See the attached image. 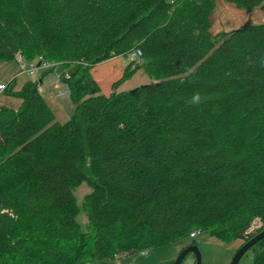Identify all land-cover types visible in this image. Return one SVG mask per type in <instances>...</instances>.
Returning <instances> with one entry per match:
<instances>
[{"label":"trees","instance_id":"trees-1","mask_svg":"<svg viewBox=\"0 0 264 264\" xmlns=\"http://www.w3.org/2000/svg\"><path fill=\"white\" fill-rule=\"evenodd\" d=\"M227 1L264 10V0ZM215 7L0 0V58L47 60L39 77L63 63L75 107L62 123L42 78L6 84L21 104L0 106V264H119L195 244L197 230L246 242L264 229V22L214 35ZM135 48L142 57L129 56L114 91L101 93L91 68ZM140 68L151 82L116 90ZM83 183L91 191L78 204ZM252 248V264H264V238Z\"/></svg>","mask_w":264,"mask_h":264},{"label":"rangeland","instance_id":"rangeland-1","mask_svg":"<svg viewBox=\"0 0 264 264\" xmlns=\"http://www.w3.org/2000/svg\"><path fill=\"white\" fill-rule=\"evenodd\" d=\"M217 8L218 4L216 2V7L213 11H215ZM217 12L218 10L216 11V13ZM24 63L28 65L26 61H24ZM64 69L65 67L63 63L59 62L55 64V67L49 74L45 76L40 75L41 77H39L40 72L38 73V80L42 78V83L39 84L41 93L56 114L57 120L62 123L70 118L75 108L71 99L70 89L68 85L61 80V75L63 74ZM28 75L29 74L27 72H20L19 63L15 59L5 60L0 58V83L8 84L11 80L14 79L16 84L15 89H20L23 83H26L28 80H32L31 76ZM146 80H148L149 82L151 81L148 74L143 69H139L133 79L126 81V83L124 84L125 87L123 88H127L128 86L133 87L135 86L134 83H137L138 81L140 82L137 83L138 85L145 84L142 82H146ZM20 104L21 100L19 98L10 96L5 93V91L0 93V106L7 105L14 109H17L19 108ZM89 191H91V188L85 183L81 184L75 190L78 204H81L83 202L85 195ZM78 219L81 222V225L84 227L86 225L85 212H82L79 215ZM254 222H256L257 224L261 223L258 218H255L254 221H252L251 225L254 224ZM253 226L256 227L257 225L254 224ZM196 232L197 236L194 238L195 245L200 250L202 256V264H231L232 259L239 249L240 245L245 243L243 240L239 239L224 242L218 237L210 235L207 231L197 230ZM191 240V237H187L171 244L155 247L151 249L150 253L146 256L134 253L128 256H123V258L118 259L116 262H118L119 264H168L169 262H172L177 258L179 253L187 244L190 243ZM195 258L196 257L194 253H189L184 259V264H196ZM253 260L254 250L253 248H251L243 255L238 264H252ZM112 263L114 262L109 260L108 264ZM84 264L100 263H98L97 261H89Z\"/></svg>","mask_w":264,"mask_h":264},{"label":"crops","instance_id":"crops-1","mask_svg":"<svg viewBox=\"0 0 264 264\" xmlns=\"http://www.w3.org/2000/svg\"><path fill=\"white\" fill-rule=\"evenodd\" d=\"M216 2L218 4V8L213 11L210 16L212 22L211 31L213 34L236 29L244 23L264 22V10L261 8H255L252 11H246L237 8L235 4L230 3L227 0H216ZM217 10L218 12L216 13ZM130 61L131 60L129 55H120L99 62L91 68V75L94 80L99 84L101 93L109 95L112 91H114V83L122 78L126 70L127 64ZM140 70H142V68H140ZM137 71L134 72V74L126 81L133 79ZM126 81L122 82L116 90L124 91L131 89L133 87H136V85H138L137 83H140L139 81L141 80H139L137 83H134L135 86L133 87L128 86L127 88H123L125 87L124 84L126 83ZM147 82L149 81L146 80V82L142 83ZM23 84L21 86H23Z\"/></svg>","mask_w":264,"mask_h":264},{"label":"water","instance_id":"water-1","mask_svg":"<svg viewBox=\"0 0 264 264\" xmlns=\"http://www.w3.org/2000/svg\"><path fill=\"white\" fill-rule=\"evenodd\" d=\"M262 238H264V231L255 237L250 238L247 240L236 252L234 255L231 264H238L240 259L243 257V255L251 249L257 242H259ZM194 253L196 257V264H202V256L200 253L199 248L195 245H189L185 247L177 256V258L173 261L172 264H181L184 258L189 254Z\"/></svg>","mask_w":264,"mask_h":264},{"label":"built area","instance_id":"built-area-1","mask_svg":"<svg viewBox=\"0 0 264 264\" xmlns=\"http://www.w3.org/2000/svg\"><path fill=\"white\" fill-rule=\"evenodd\" d=\"M129 56L132 59H139L141 57V51L134 49L132 52H130ZM16 58H17V60L19 62V65H20V72L21 73H26L27 72L32 77L33 80H37L38 71L34 70L32 64H30L29 66L26 65L24 63V61L21 59L19 53L16 54ZM40 63H42L43 67H45V68H47V67L52 65L51 63H49L47 61H44V62L40 61ZM6 87H7L6 83H1L0 84V93L5 91ZM196 235H197V232L191 233V236H193V237L196 236ZM142 252L148 253V250H143Z\"/></svg>","mask_w":264,"mask_h":264},{"label":"bare ground","instance_id":"bare-ground-1","mask_svg":"<svg viewBox=\"0 0 264 264\" xmlns=\"http://www.w3.org/2000/svg\"><path fill=\"white\" fill-rule=\"evenodd\" d=\"M136 50H140L139 48H135ZM141 51V50H140ZM19 54H20V57H21V59L23 60V61H25L24 59H23V56H22V54L20 53V52H18ZM141 57H142V51H141ZM41 58V57H40ZM35 61H40L39 59H37V60H35ZM41 61H43V60H41ZM45 61H47V60H45ZM32 66H33V68H34V70H36V71H38V72H40V71H42L45 67H43V65H41L40 63H32ZM1 84V83H0ZM39 89H40V87H39ZM259 220V219H258ZM254 224H256L257 226L255 227V226H253ZM254 224H252L250 227H249V229H248V232H250V233H255L256 232V230L261 226V223H256V222H254ZM264 231V229L263 230H261L260 232H258V233H256L253 237H255L256 235H258V234H260V233H262ZM252 238V237H251ZM263 239V238H262ZM249 240V239H248ZM241 247V246H240ZM239 247V248H240ZM138 254H140V255H143V256H146V255H148L149 253H144V252H142V251H138L137 252ZM185 259V258H184ZM196 259V258H195Z\"/></svg>","mask_w":264,"mask_h":264}]
</instances>
